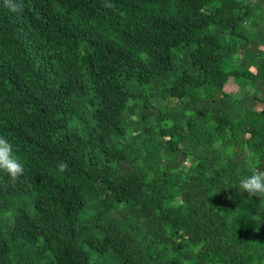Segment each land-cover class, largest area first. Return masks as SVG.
Here are the masks:
<instances>
[{"label": "trees", "instance_id": "16d2710c", "mask_svg": "<svg viewBox=\"0 0 264 264\" xmlns=\"http://www.w3.org/2000/svg\"><path fill=\"white\" fill-rule=\"evenodd\" d=\"M11 2L0 264H264V0Z\"/></svg>", "mask_w": 264, "mask_h": 264}, {"label": "clouds", "instance_id": "9594fccd", "mask_svg": "<svg viewBox=\"0 0 264 264\" xmlns=\"http://www.w3.org/2000/svg\"><path fill=\"white\" fill-rule=\"evenodd\" d=\"M10 11H17V5L11 0H5ZM63 169L64 165H58ZM0 172L16 179L24 172V164L16 154L10 139L0 134ZM236 191L251 197L264 198V169L256 166L255 159L248 166L247 172L238 174L236 178Z\"/></svg>", "mask_w": 264, "mask_h": 264}, {"label": "rangeland", "instance_id": "374dc122", "mask_svg": "<svg viewBox=\"0 0 264 264\" xmlns=\"http://www.w3.org/2000/svg\"><path fill=\"white\" fill-rule=\"evenodd\" d=\"M176 95H178V96H183V93L182 92H174ZM256 109H257V111H260V110H264V104H257L256 105ZM180 209L182 210V211H185L186 210V207L185 206H180Z\"/></svg>", "mask_w": 264, "mask_h": 264}]
</instances>
